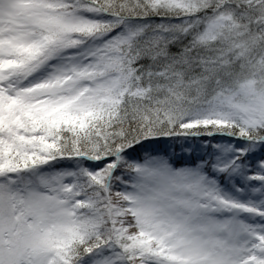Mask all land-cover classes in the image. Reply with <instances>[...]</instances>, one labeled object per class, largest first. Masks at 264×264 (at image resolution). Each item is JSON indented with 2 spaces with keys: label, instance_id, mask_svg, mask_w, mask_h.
<instances>
[{
  "label": "snow or ice",
  "instance_id": "1",
  "mask_svg": "<svg viewBox=\"0 0 264 264\" xmlns=\"http://www.w3.org/2000/svg\"><path fill=\"white\" fill-rule=\"evenodd\" d=\"M0 264H264V0H0Z\"/></svg>",
  "mask_w": 264,
  "mask_h": 264
}]
</instances>
